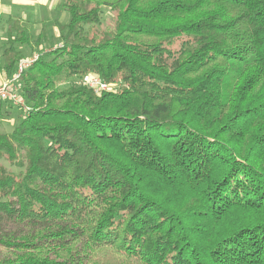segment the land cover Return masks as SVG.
Returning a JSON list of instances; mask_svg holds the SVG:
<instances>
[{
  "label": "trees",
  "instance_id": "trees-1",
  "mask_svg": "<svg viewBox=\"0 0 264 264\" xmlns=\"http://www.w3.org/2000/svg\"><path fill=\"white\" fill-rule=\"evenodd\" d=\"M57 9L59 45L19 74L30 110L0 101L21 110L0 131V264H264V0ZM8 22L11 77L47 29Z\"/></svg>",
  "mask_w": 264,
  "mask_h": 264
},
{
  "label": "crops",
  "instance_id": "crops-1",
  "mask_svg": "<svg viewBox=\"0 0 264 264\" xmlns=\"http://www.w3.org/2000/svg\"><path fill=\"white\" fill-rule=\"evenodd\" d=\"M60 2L61 0H0V47H2L4 42L7 40L9 18L19 19L21 22H25L27 32H29L28 30H30V27H39V29H41L42 23L46 25V29L48 31V23L50 22L48 20L50 17L48 14L49 12L51 14V12H53L52 9H54L56 11L54 12L57 14V23H66L68 21V17L66 15L67 11L65 12L63 9H59V11H57V6ZM1 51L2 49L0 48V52ZM0 75H2L0 76V80L6 77L3 71L0 72ZM12 111H14V109ZM1 114H4L6 117H10L13 112L11 113L7 109H0V116Z\"/></svg>",
  "mask_w": 264,
  "mask_h": 264
},
{
  "label": "rangeland",
  "instance_id": "rangeland-1",
  "mask_svg": "<svg viewBox=\"0 0 264 264\" xmlns=\"http://www.w3.org/2000/svg\"><path fill=\"white\" fill-rule=\"evenodd\" d=\"M52 10H53V12H51V14L49 12V14H48V16H50L48 19L50 22L48 23V31H47L46 38L41 41L39 47L38 48H32L31 46H28L27 44H20V50L24 52V58H29L31 56H34L35 54L38 55L40 52H48V51L52 50L54 47L59 45V43H60V36H59L60 30H58L59 27H58V23L56 21L57 14L55 13L56 11L54 9H52ZM57 11H59V10L57 9ZM54 13H55V16H54ZM66 15L68 17L67 12H66ZM114 18H115L114 11L110 8L105 7V8H103L101 19H100L99 23L92 25L90 27H87L86 29L90 33H93V32L99 33V32L105 31L107 29H111L114 25ZM54 23H57V24H54ZM39 30H40L39 27H30V30H28L29 31L28 34L32 38H35L38 35ZM5 46H6V42H4V45L0 48L2 49ZM0 54H1V52H0ZM24 58H22V59H24ZM1 62L2 61H1V57H0V65H1ZM0 72H2V71L0 70ZM0 76H2V75H0ZM67 83H68V81H62L59 83V85H60V87H64V86H66ZM6 104L7 103H5V102H3L1 104V110L7 108V109H10V112H11L12 108L14 107V110H15L14 112H16V114H14L10 117H6V116L1 114V116H0V131H2V132L11 131L13 129L14 125H16L18 120H20V118H21V116H19L21 114V110L18 107L9 106ZM1 162L6 166V168H8L9 170H13L16 173H19L24 168V167L19 168L15 165H11L5 159H2Z\"/></svg>",
  "mask_w": 264,
  "mask_h": 264
},
{
  "label": "built area",
  "instance_id": "built-area-1",
  "mask_svg": "<svg viewBox=\"0 0 264 264\" xmlns=\"http://www.w3.org/2000/svg\"><path fill=\"white\" fill-rule=\"evenodd\" d=\"M38 55L31 56L19 60L17 71L11 77H5L0 80V101H9L13 105L18 106L23 113L30 110L22 95V87L19 82L20 72L26 68ZM81 82L87 87L91 88L95 93L103 91H115L118 88L116 83H106L95 73L85 74Z\"/></svg>",
  "mask_w": 264,
  "mask_h": 264
}]
</instances>
